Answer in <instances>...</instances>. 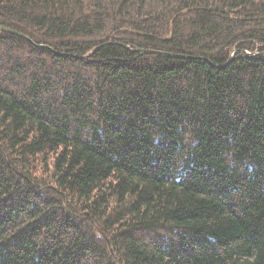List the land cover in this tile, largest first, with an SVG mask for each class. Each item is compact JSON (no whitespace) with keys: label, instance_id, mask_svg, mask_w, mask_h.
Masks as SVG:
<instances>
[{"label":"trees","instance_id":"16d2710c","mask_svg":"<svg viewBox=\"0 0 264 264\" xmlns=\"http://www.w3.org/2000/svg\"><path fill=\"white\" fill-rule=\"evenodd\" d=\"M0 25L50 48L0 32V264H264V0H0Z\"/></svg>","mask_w":264,"mask_h":264},{"label":"water","instance_id":"95a60500","mask_svg":"<svg viewBox=\"0 0 264 264\" xmlns=\"http://www.w3.org/2000/svg\"><path fill=\"white\" fill-rule=\"evenodd\" d=\"M0 32H4V33L10 34V35H14V36L19 37V38H23L26 41H28V42L32 43L33 45H35L37 48L50 49L47 46H43V45L38 46V45L34 44V42L31 39H29L28 37L24 36L23 34L18 33L15 30L9 29V28H7L5 26L0 25ZM108 45H110V44H103V45L99 46L98 48H96L92 53L94 54L97 51H99L100 49H102V48H104V47H106ZM134 51L136 53L142 55V56L143 55H158V56H164V57H168V58H172V59H178V60H204L202 58H195V57H190V56L176 55V54H172V53L154 51V50L135 49ZM249 56L251 57L252 55H249ZM262 56H264V53L263 54H259V57H262ZM83 59H87V57H84ZM230 61L228 63H230Z\"/></svg>","mask_w":264,"mask_h":264}]
</instances>
